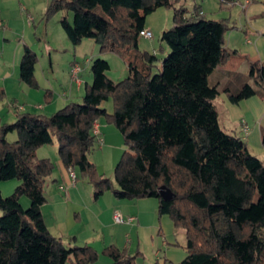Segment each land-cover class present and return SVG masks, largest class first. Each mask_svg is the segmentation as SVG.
<instances>
[{
	"label": "trees",
	"instance_id": "16d2710c",
	"mask_svg": "<svg viewBox=\"0 0 264 264\" xmlns=\"http://www.w3.org/2000/svg\"><path fill=\"white\" fill-rule=\"evenodd\" d=\"M177 2L51 1L47 15L62 13L60 23L73 45L94 40L102 53L124 59L129 75L114 81L107 75L110 63L97 56L82 102L51 115L19 112L14 122L0 124V182H21L9 196L0 190V264H94L102 255L110 264H138L142 255L113 245L101 254L49 230L41 207L55 163L37 153L46 145H56L64 165L92 184L95 200L106 191L119 199L157 198L159 216L169 215L186 233L187 257L177 264H264V160L222 128L215 104L222 92L234 104L253 96L264 100V60L249 59L246 76L223 69L236 54L227 45V33L236 26ZM161 7L174 10V26L160 38L170 49L163 59L139 45L148 16ZM38 62L25 44L20 79L32 88L39 87ZM110 99L112 112L103 106ZM100 118L117 127L126 146L114 180L89 158ZM163 186L172 199L161 197ZM23 196L31 201L28 208L20 203Z\"/></svg>",
	"mask_w": 264,
	"mask_h": 264
},
{
	"label": "crops",
	"instance_id": "0c3cea01",
	"mask_svg": "<svg viewBox=\"0 0 264 264\" xmlns=\"http://www.w3.org/2000/svg\"><path fill=\"white\" fill-rule=\"evenodd\" d=\"M195 4L207 15L204 4ZM222 5L229 9V21H234L233 24L236 26L227 35V45L230 49L236 50V54L232 55L223 69L245 76L249 72V59L264 60V22L261 21L264 19V0H254L245 9L240 8L242 12L240 15L237 14L239 16L237 18L234 14L237 10L235 12L234 10L238 7L224 3ZM149 16L145 29L151 30L153 26L149 22ZM34 25L35 21L31 16L23 18L22 14L18 13V9L17 12H10L0 6V124L14 122L19 112L47 114L56 112L70 102H82L86 85L91 83L90 75L78 76V79L71 75L70 68L78 62L76 57L70 58L66 69L70 75L69 89H65L62 95L55 92V95L45 101L44 91L50 88L53 91L58 90L56 82H61L56 78L53 62V53L57 52V49L51 42L45 41L44 37L47 38L49 31L47 27L42 31V27ZM42 38L46 42L44 47L48 51L50 62L45 64L44 56L39 59L35 69L39 87L32 88L21 81L20 64L24 45L27 44L36 51L42 43ZM88 40L94 43L92 45L95 55V57L92 55L91 59L88 58L89 63L97 56L107 54L101 52L100 46L94 40ZM39 64L43 66L39 68ZM59 85L62 88L63 82ZM239 105L237 109L244 115L232 123L231 127L225 125L228 130L225 129L242 137L248 146L254 144L260 147L264 156V148L261 149L264 101L259 96H253L241 101ZM242 107H247L246 113L240 110ZM219 114L221 121L220 110ZM245 124L250 126L248 134L243 132ZM95 128L94 135L97 139L95 146L101 154L94 160L97 162L98 171L105 176H110V170L114 171L113 167H116L125 151L124 138L117 127L104 118L95 122ZM14 135L17 134L11 133L9 139ZM44 147L41 149H45ZM55 148L57 147H52V150H46L47 152L43 151L44 154L40 152V149L37 152L41 158L49 156L54 158L55 170L45 184L46 202L42 205L41 212L47 227L55 236L62 237L67 243L75 237L79 243L91 245L98 252H102L111 245L128 248L131 252L142 251L147 258L143 260L139 257L138 264H177L187 257V252L183 248L186 242L185 230L174 228L173 231L170 227L172 225L170 219L165 215L159 216L157 198L119 199L111 191H106L98 200H95L92 184L87 180H81L76 171L77 178L73 179L70 169L57 156ZM106 158L107 162L104 165L102 163ZM20 183L17 179L0 182L2 195H11ZM20 203L24 208H28L31 201L23 196L20 198ZM116 211L125 218L132 217V221L115 222ZM94 264H110V260L104 257Z\"/></svg>",
	"mask_w": 264,
	"mask_h": 264
},
{
	"label": "rangeland",
	"instance_id": "374dc122",
	"mask_svg": "<svg viewBox=\"0 0 264 264\" xmlns=\"http://www.w3.org/2000/svg\"><path fill=\"white\" fill-rule=\"evenodd\" d=\"M51 1L52 0H0V6L4 7L6 10H8L10 12H17V9H18V13H21L23 18H25L26 16H31L33 18V20L35 21V25H34L35 27H42V31H44L45 28L47 27V29L49 30L47 38L46 37H44V38H45V41L51 42L53 47H55L57 49V52L53 53V55H54L53 62L55 65L54 68L56 70V72L55 71L54 72L57 74L56 75L57 77L56 76L55 77L58 78L61 82H63V85H62V88H60L61 86L59 84H61V82L57 81L56 83L58 86V90L53 91L52 88H50V90H45L44 92H48V94H49L48 97H52L53 95H55V92L60 93V95H62V93H64L65 89H67V90L69 89L70 83L68 81L70 80V75H68L69 71L66 69H67V65L69 63L70 58L73 59L74 57H76V62H78L76 64H78L81 67V71H80L78 76L87 77L90 75V81L92 82L93 81V75H92V71H91L92 62L89 63L88 58L91 59L93 56L95 57L94 47L92 45L93 41H89L88 39H85L80 45H76V46L71 43V41L68 39V37H67V35H66V33H65L61 23H60V19L62 16L61 12H59L57 14L47 15L48 7H49ZM195 3L204 4L205 9L207 10L206 17L208 19H216V20H221V19H225V18L229 19L228 18L229 17V9L222 5L221 0H178L176 7L183 6L189 10H194V8L196 6H198ZM236 7H238V8H236L234 10V12L237 10L234 14L240 15L242 12V10L240 8H242V7L238 6V5H236ZM236 15H235L236 18L239 17L238 15L237 16ZM70 19L72 20V14L70 16ZM261 21L264 22V19H262ZM149 22L153 26L150 30L153 34V37L149 38V39L141 37L140 41H139L140 49L142 51H147L149 53H154V51H156L158 57L160 59H163L169 54L170 49L166 43H162L160 38H161V34L164 30L169 29V28L174 26V10L172 8L161 7L159 9H157L155 12H153L152 14H150ZM229 23L233 24L234 21H232V22L229 21ZM35 27H33V30H35ZM233 30L234 29H232L231 31H233ZM231 31H229L228 33H230ZM228 33H227V35H228ZM45 41H43V38H42V43L39 45V47L36 49V51H37L39 59L44 56L43 62H45V64H46V63H49L50 60H49L48 51L44 47V45L46 44ZM162 46L165 49L164 51H162ZM99 57L106 59L110 63V69L107 72V75L109 77H111V79H113L115 81H119V80H122L129 75V69L127 67V63L120 56H118L114 53L108 52L105 56L99 55ZM160 64H161V61H159V65ZM41 66H43V65H40V64L38 65L39 68H41ZM82 68H83V71H82ZM43 97H45L44 94H43ZM45 101H46V99H45ZM43 103H45V102H43ZM215 104L217 105V107L219 108V110L221 112L220 124L224 130L227 129L226 128L227 125H228L227 127H231L232 123L236 122V120L240 119V117H242L244 115L239 111V109H237L240 106L239 105L240 103L239 104L232 103L228 99V96L225 92H222L220 94V96L217 98ZM103 106L109 108V110L112 112L113 111L112 99H110L107 102H104ZM240 110L243 111L244 113H246V111L248 109H247V107H245V108L242 107V108H240ZM250 112L252 113V111H250ZM40 114H43V113H40ZM51 114L52 113L48 112L46 115H51ZM252 115H253V113H252ZM14 139L15 140L17 139V135L10 136V141H15ZM55 146L56 145H46L45 147L43 146L45 149H41L42 147L39 149L41 150L40 152L44 154L43 151L47 152L46 150H50V149L52 150V147H55ZM95 148H96L95 151H93V153L89 154V158H90V160L92 159V162L97 167V162L94 159H96L97 158L96 156L101 154V153L99 152V150L97 149L96 146H95ZM249 148H250V151L254 155H256L258 158L264 160V156L260 150V147H258L257 145L255 146L254 144H250ZM263 148L264 147L262 146L261 149H263ZM55 151L57 152V156H58V148H55ZM48 158H50V156ZM50 159L54 162V158H50ZM106 162H107V158L105 159V162L102 164L106 165ZM98 163H101V162H98ZM113 169L115 171L114 167H113ZM110 171H111L110 176H107V177L114 180V171H112V170H110ZM78 177L81 180H87V179L81 177V175H79V174H78ZM165 216H167V218H169L170 221L172 222V225L170 227L174 231L175 227H174V223H173L172 219L170 218L169 215H165ZM175 244L177 246H179L177 243H175ZM134 252H136V251H134ZM99 253L102 254V252H99ZM104 257H106V256L102 255L101 258H104ZM140 257L143 260H146V258H147V256L145 254H143V252H142V255Z\"/></svg>",
	"mask_w": 264,
	"mask_h": 264
},
{
	"label": "built area",
	"instance_id": "2783aa9c",
	"mask_svg": "<svg viewBox=\"0 0 264 264\" xmlns=\"http://www.w3.org/2000/svg\"><path fill=\"white\" fill-rule=\"evenodd\" d=\"M224 4H228V5H232V6H241L243 9H245L247 6L251 5L254 0H222ZM201 14H203V12L201 11ZM141 36L144 38H152L153 34L150 30L148 29H144L143 31H141ZM81 71V67L78 64H75L71 67V74L74 78L78 79V75ZM250 131V127L249 125L245 124L243 126V132L244 134H248ZM96 133V128H95V124H94V128H93V134ZM70 175L73 179L77 178V174L76 172L70 168ZM114 219L115 222L117 223H123V222H130L132 221V217H127L125 218L120 212L116 211L114 214Z\"/></svg>",
	"mask_w": 264,
	"mask_h": 264
},
{
	"label": "water",
	"instance_id": "95a60500",
	"mask_svg": "<svg viewBox=\"0 0 264 264\" xmlns=\"http://www.w3.org/2000/svg\"><path fill=\"white\" fill-rule=\"evenodd\" d=\"M160 195L163 199L165 200H170L173 197V193L170 189L166 188L165 186H163L160 190Z\"/></svg>",
	"mask_w": 264,
	"mask_h": 264
}]
</instances>
